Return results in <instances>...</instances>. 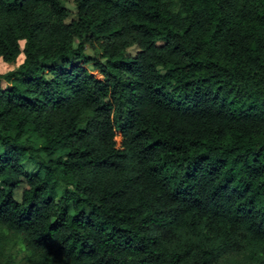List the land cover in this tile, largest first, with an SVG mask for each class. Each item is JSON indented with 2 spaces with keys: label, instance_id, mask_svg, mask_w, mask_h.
Masks as SVG:
<instances>
[{
  "label": "trees",
  "instance_id": "obj_1",
  "mask_svg": "<svg viewBox=\"0 0 264 264\" xmlns=\"http://www.w3.org/2000/svg\"><path fill=\"white\" fill-rule=\"evenodd\" d=\"M19 54L0 264H264V0H0Z\"/></svg>",
  "mask_w": 264,
  "mask_h": 264
},
{
  "label": "rangeland",
  "instance_id": "obj_2",
  "mask_svg": "<svg viewBox=\"0 0 264 264\" xmlns=\"http://www.w3.org/2000/svg\"><path fill=\"white\" fill-rule=\"evenodd\" d=\"M63 4L70 10V18L73 17L75 14V7L73 5V2L64 1ZM77 42H78V40L76 39L75 44H77ZM20 44H21V46H23V41H20ZM85 52L89 56H93V54L95 53L87 44H86ZM137 52H138V48L136 46H132L127 50V55L134 56ZM22 61H23V55L22 54H19L17 59L14 62H4V61L0 60V75H5L9 71L16 69L21 64ZM90 64H92V63L89 62L85 66L97 78H102L99 71L97 69H95L94 67L90 66ZM115 139H116L117 145H120L122 137H121V134L119 133V131H116ZM32 153H33L34 157L39 158V154L37 153V151L32 150ZM44 159H45V157H44ZM27 164H29V165H27V170H33L36 167V165L33 162L32 163L28 162ZM21 181H22V183L14 191V198L18 202L21 200L22 189L26 187L23 178H21ZM59 191L61 192V188H59ZM86 210L88 212H90V208H87Z\"/></svg>",
  "mask_w": 264,
  "mask_h": 264
}]
</instances>
